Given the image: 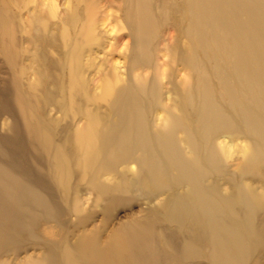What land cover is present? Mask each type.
I'll return each mask as SVG.
<instances>
[{
	"label": "bare ground",
	"instance_id": "6f19581e",
	"mask_svg": "<svg viewBox=\"0 0 264 264\" xmlns=\"http://www.w3.org/2000/svg\"><path fill=\"white\" fill-rule=\"evenodd\" d=\"M117 4L126 32L111 39L96 0H75L52 31L43 17L36 40L51 53L38 55L29 90L23 67L15 73V107L41 156L35 173L0 156V264H254L264 0ZM9 6L0 0V53L14 63ZM1 128L18 132L13 119ZM87 193L97 209L82 205ZM27 240L36 251L22 256Z\"/></svg>",
	"mask_w": 264,
	"mask_h": 264
},
{
	"label": "rangeland",
	"instance_id": "374dc122",
	"mask_svg": "<svg viewBox=\"0 0 264 264\" xmlns=\"http://www.w3.org/2000/svg\"><path fill=\"white\" fill-rule=\"evenodd\" d=\"M3 2H10L8 7V13L11 16V26L15 30V34L18 37V43L16 48L20 51V57L13 63L10 56H6L0 53V147L3 152L0 156H7V160L13 163V165L20 171H28L29 173L35 169V165L32 161V156H41L35 154L32 150L29 140L24 132L21 124L20 116L16 110L13 95V78L15 73L19 71L18 68L23 67L25 73L22 76V84L25 90H29L30 85L34 83L37 79L36 70L39 67L38 55L51 53V48H42L36 40V35H39L40 30H43V19H48L50 24V30H53L55 22L58 17L65 15L66 9H69L72 4L75 5V0H2ZM99 8L101 9V19L104 24L101 26L104 30H107L109 39L114 35H119L126 32V29L120 27V22L118 24L119 11L117 8L118 0H96ZM0 14L7 15V8H0ZM44 17V18H43ZM7 20V19H5ZM2 20V22H5ZM45 32V31H43ZM168 34V33H167ZM164 38L166 33H163ZM162 40V39H161ZM164 41V39H163ZM15 48V50H16ZM118 62L121 59L118 56L114 57ZM166 59L167 56L162 57ZM10 59V60H9ZM162 61V60H161ZM37 62V63H36ZM54 112V111H53ZM9 115V116H8ZM9 121L13 119L17 127L16 133L5 132L1 126L5 119ZM27 140V141H26ZM221 140H218V143ZM226 141H228L226 139ZM230 155L233 158L230 161L231 168H236V163L242 156V152L239 150V145L241 141L230 142ZM234 143V144H233ZM236 144V145H235ZM3 146V147H2ZM34 166V167H33ZM33 168V169H32ZM32 171L33 173H35ZM82 205L84 208L90 206L91 197L90 194H83ZM90 199H89V198ZM139 204V203H138ZM138 204L135 206L138 207ZM92 209H97L91 205ZM118 214L124 215L128 208L120 206L117 209ZM63 218V217H61ZM72 220H76L74 215H71ZM100 216H98L97 221H99ZM45 237L39 238L40 241L45 240ZM26 240V239H25ZM27 250L23 249L22 256L26 252L32 253L36 251V247L30 245V240L23 242ZM252 256L257 259L254 264H264V249L252 247ZM186 264H205L202 261H189Z\"/></svg>",
	"mask_w": 264,
	"mask_h": 264
}]
</instances>
